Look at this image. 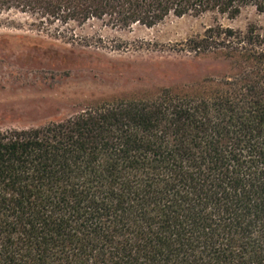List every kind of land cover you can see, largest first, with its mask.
I'll use <instances>...</instances> for the list:
<instances>
[{
    "label": "trees",
    "instance_id": "trees-1",
    "mask_svg": "<svg viewBox=\"0 0 264 264\" xmlns=\"http://www.w3.org/2000/svg\"><path fill=\"white\" fill-rule=\"evenodd\" d=\"M248 6L264 12V0H0L70 42L93 20L152 27ZM185 49L227 73L0 129V264H264V35L218 23Z\"/></svg>",
    "mask_w": 264,
    "mask_h": 264
},
{
    "label": "rangeland",
    "instance_id": "rangeland-1",
    "mask_svg": "<svg viewBox=\"0 0 264 264\" xmlns=\"http://www.w3.org/2000/svg\"><path fill=\"white\" fill-rule=\"evenodd\" d=\"M30 23L25 14L0 11V129L42 125L87 105L151 97L166 87L192 93L228 69L223 58L187 51V39L218 23L253 25L264 35V12L254 6L235 18L170 15L152 27L115 29L93 20L75 29L72 42L66 33L39 34Z\"/></svg>",
    "mask_w": 264,
    "mask_h": 264
}]
</instances>
